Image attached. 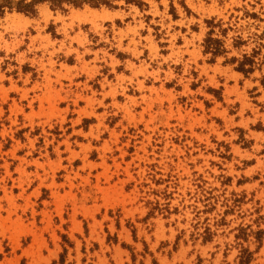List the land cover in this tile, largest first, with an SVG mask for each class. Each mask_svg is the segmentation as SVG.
I'll use <instances>...</instances> for the list:
<instances>
[{
  "label": "rangeland",
  "instance_id": "374dc122",
  "mask_svg": "<svg viewBox=\"0 0 264 264\" xmlns=\"http://www.w3.org/2000/svg\"><path fill=\"white\" fill-rule=\"evenodd\" d=\"M89 1L0 17V264H264V0Z\"/></svg>",
  "mask_w": 264,
  "mask_h": 264
},
{
  "label": "trees",
  "instance_id": "16d2710c",
  "mask_svg": "<svg viewBox=\"0 0 264 264\" xmlns=\"http://www.w3.org/2000/svg\"><path fill=\"white\" fill-rule=\"evenodd\" d=\"M68 0H33L29 3H26V0H0V17L3 16L5 10L12 11L16 10L19 13H24L26 15H34L35 14V6L38 3L42 2H51L54 7H61L63 3ZM105 0H91L89 3H103ZM99 5V4H98ZM251 19L258 20V16L256 14H250L248 16ZM209 31L206 34V37L203 41V55H210V62H214L217 58L225 56L228 52L225 49L224 42L214 37L215 30L218 29L219 33L222 37L226 38L227 30L222 29L221 23H214V19L211 21L206 22ZM246 45V42H243L240 38H237L233 42V47L237 50L242 48ZM259 50H253L251 54H243L241 58H232L229 61L225 62L226 64L235 65L234 70L237 73L242 74L245 77L250 76L255 72V70L261 71V67L264 65V62L257 63L256 59L259 56ZM259 67V68H257ZM261 85L264 87V76L261 80ZM220 99V98H219ZM254 236L255 242L260 243L262 242V238L264 236L263 231H257L255 233H251ZM249 234H247L246 229L239 228L238 235L235 237L236 241H243V243L248 242ZM209 238H204V241L207 242ZM240 251L237 257V264H251L253 261V253L249 251L248 248L243 247V244H237Z\"/></svg>",
  "mask_w": 264,
  "mask_h": 264
}]
</instances>
